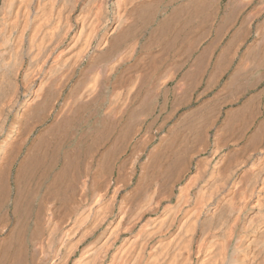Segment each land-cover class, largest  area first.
Here are the masks:
<instances>
[{"label":"bare ground","instance_id":"1","mask_svg":"<svg viewBox=\"0 0 264 264\" xmlns=\"http://www.w3.org/2000/svg\"><path fill=\"white\" fill-rule=\"evenodd\" d=\"M245 1L229 0L219 18L216 41L230 36L220 51L222 70L236 63L247 36L246 26L237 28ZM219 2L0 0V264H264L259 96L223 120L218 101L213 111L196 107L167 130L165 123L153 127L158 108L179 97L169 87L179 77L174 64L163 70L169 52L193 56L206 41L192 76L208 70L218 46L211 44L215 35L209 40V19ZM205 3L213 9L206 17ZM258 42L240 54L224 85L231 105L242 98L247 67L260 65ZM253 111L263 115L258 123ZM208 148V161H216L210 172L202 170L204 158L190 173ZM251 151L260 155L254 169L252 162L247 168Z\"/></svg>","mask_w":264,"mask_h":264},{"label":"rangeland","instance_id":"2","mask_svg":"<svg viewBox=\"0 0 264 264\" xmlns=\"http://www.w3.org/2000/svg\"><path fill=\"white\" fill-rule=\"evenodd\" d=\"M184 1H186V0H179V4H181L182 2H184ZM229 0H220V2H219V4L220 5H218V7L219 8H217V11H216V14L213 16V15H211V20L209 19V21L211 22L212 21V17H214V21H213V24H212V26H211V31H214V32H212V38H210L209 40H212L215 36H216V31H218L219 30V32L220 31H222V29H223V27H224V23H222L223 21H221L220 19H221V17L223 16L224 17V15L226 14L225 13V9H226V4H227V2H228ZM253 1V2H252ZM207 2V1H206ZM250 2V3H249ZM249 2H246L245 1V5H244V3H243V6H242V16H241V19H240V21H239V23L237 24V28L240 26V27H243L244 28V26H246L247 27V29H248V31H247V36H245V41H246V43H245V41H244V39H243V41L244 42H242L241 40H238V39H235L236 41H237V43H238V41H241L242 42V44H241V42H239L238 44H241L240 45V52H239V56H240V54H241V56H243V54L247 51V49L249 48V46H252V44H254L257 40L260 42H258V44H260V45H258L259 47H258V61H259V63H260V65L256 68V67H251V68H248L247 67V69H246V73H245V75H243L242 77H241V79H240V83H239V87L242 85L241 83L243 82V84L245 85V86H242V88L240 87L239 89H240V91H241V93H242V98L238 101V102H236L235 104H233V105H231L230 103H228V98H229V94H226L225 95V93H228V92H226V91H228L227 89H228V87H227V85H226V88H225V83H226V81L228 80V79H230V76H231V74H232V72L234 71V69L238 66V64H239V62H240V58H241V56L239 57L238 56V59H237V61H236V63L235 64H233V66L232 67H229V68H227V69H221L222 67H220V65H219V62L220 61H222V60H220V57L223 55L224 56V54H222V53H220V51L221 52H223V46H225L226 45V43H227V41L229 40V38H230V36L229 35H227V36H225L226 37V39H225V37L223 38L224 40L222 41H220V43L218 42L219 40H218V38H217V36H216V38H214L215 39V41L216 40H218V41H214L213 43H211L212 44V46H213V48H215V46L216 45H214V44H217L218 46L216 47V49L214 50V51H212V54L214 55L213 57H212V60H211V63H210V66L208 67V70L202 75V78H199V77H196V78H198V79H196V80H198V81H196L194 78H195V76H196V74H197V71H195L196 69H198V68H196L197 66V64H198V60H199V58H200V56L203 54H200L201 53V51L199 50V48L203 51L204 50V47H206V45H207V43H206V41H201L200 43H199V45H198V49H197V51H195L193 54V56H191V53H189V52H187L186 50H182L183 51V53H182V51L181 50H177V52H175V53H172L173 51H171V53L169 52V59H167V62L165 63V65H164V67H163V70L165 71V69L166 70H170V69H172L173 70V68L175 69V70H177L176 71V76L175 77H177V76H179V77H177L174 81H172L170 84H169V87L172 89V92H175V94H176V91H175V88L177 89V92L179 93V97L180 98H182V99H180V100H182V102H178L179 100L177 99V98H179V97H176L177 95H171V96H169L168 97V102H166L165 103V109L163 110V111H161V113H160V108H158V110H157V112H155L154 113V115L153 116H155V115H160V117H159V122H157L153 127L154 128H156V126L158 125V124H162V123H165V127L166 128H164L165 130H167L168 129V127L169 126H172L173 125V122H175V120H177L179 117H181V116H183L184 114H186V113H188V112H193L194 111V109H195V112H197L199 109H203V111H204V113H207V112H210V111H213L212 109H216V108H218L217 107V105L219 104L218 103V101L222 104L221 105V108H220V105H219V108L218 109H220V114L218 115L219 116V119H221V120H223L225 117H227L228 116V114L226 115V113L228 112H230L232 109H237L238 107H240V106H242V104L245 102V101H248V100H250V98H253V96H255V98L257 97L256 95H258L259 97H258V99L260 100L259 102H260V106H262L263 107V105H264V49L263 48H260V46L261 47H264V41H263V43L261 42L262 41V39L264 40V0H249ZM208 3H205L204 4V11H205V14H204V16L206 17L207 15H208V13H207V10H209V12L211 11V9L209 8V6L207 5ZM258 4V5H257ZM258 6V7H257ZM221 8V10H219ZM257 9V10H256ZM213 10V9H212ZM219 11H220V13H219ZM224 11V12H223ZM256 11V12H255ZM258 11V12H257ZM225 13V14H224ZM252 13L255 15V18H254V16L252 15ZM211 14V13H210ZM218 14H220L219 16H218ZM224 14V15H223ZM256 14H258V15H256ZM248 15H249V17L251 18V20H250V18H248ZM250 15H252V17L250 16ZM222 17V18H223ZM247 17V18H246ZM220 18V19H219ZM254 18V19H253ZM218 19V20H217ZM247 20H249V24L248 23H246L247 22ZM209 22V23H210ZM225 22V21H224ZM251 22V23H250ZM220 23V24H219ZM245 24L246 23V25H243V24ZM248 24V25H247ZM210 25H211V23H210ZM209 25V26H210ZM242 25V26H241ZM263 25V26H262ZM260 26L262 27V29L260 28ZM246 27L244 28V29H246ZM249 27H250V29H249ZM259 30H258V29ZM215 29H217V30H215ZM246 29V30H247ZM252 32H251V31ZM261 30V31H260ZM250 31V32H249ZM260 31V32H259ZM263 31V32H262ZM258 32V33H257ZM262 32V33H261ZM260 33V34H259ZM262 34V35H261ZM213 35H215V36H213ZM258 38H257V37ZM263 36V37H262ZM248 39H247V38ZM256 39V40H255ZM227 40V41H226ZM254 40V41H253ZM213 41V40H212ZM223 42V43H222ZM219 43V44H218ZM235 43V42H234ZM180 44H181V42H180ZM188 44V41H182V45H187ZM245 44V45H244ZM263 44V45H262ZM223 45V46H222ZM244 46V47H243ZM218 48V49H217ZM220 48V49H219ZM247 48V49H246ZM218 50V51H217ZM181 51V52H180ZM186 51V52H185ZM184 52L186 53V54H184ZM218 52H219V54H218ZM260 52V53H259ZM181 53L183 54V56L181 55ZM174 54V55H173ZM183 57H181L180 55ZM187 54H188V57H189V59H188V57H187ZM173 55V56H172ZM179 56V57H177V56ZM190 55V56H189ZM200 55V56H199ZM217 55H220L219 57H217ZM262 56V57H261ZM184 57H186V59L184 58ZM193 59H192V58ZM195 57H196V59H195ZM197 57H199V58H197ZM218 59H217V58ZM179 58V59H178ZM181 58V59H180ZM222 58V57H221ZM176 59V60H175ZM183 59H185L184 61H182ZM182 61V65H184L183 66V68H182V66H181V61ZM190 60V61H189ZM193 60V61H192ZM195 60H197V61H195ZM218 60H220V61H218ZM177 61V62H176ZM186 61V62H185ZM245 61H246V58H245ZM261 61H262V63H261ZM170 62V64H171V66H170V64L168 65V63ZM185 62V63H184ZM197 62V63H196ZM218 62V63H217ZM247 62V64L248 65H250V63L252 62V58L250 57V60L248 59V61H246ZM176 63V64H175ZM191 63V64H190ZM214 63H216L217 65H219V66H217L216 64L214 65ZM174 64V65H173ZM193 64V65H192ZM212 64V65H211ZM167 65V66H166ZM174 67H173V66ZM214 65V66H213ZM236 65V66H235ZM195 66V67H194ZM219 67V71L221 72H219V71H217V73H218V76L217 77H219L220 76V78L218 79L215 75L213 76V74L214 73H216V71L214 72H212V70H216L217 69V67ZM169 67V68H168ZM170 67H173V68H170ZM193 69L194 68V70H192V72H191V70H189V69H191V68ZM216 67V68H215ZM244 67V66H243ZM178 68V69H177ZM181 68V69H180ZM189 68V69H188ZM196 68V69H195ZM211 68V69H210ZM188 69V70H187ZM228 69H230V70H228ZM254 69H256V70H254ZM180 70V71H179ZM227 70V71H226ZM254 70V71H253ZM189 71V73L190 74H188V73H186V72H188ZM194 71H195V74H194ZM232 71V72H231ZM225 72H226V74H225ZM249 72V73H248ZM250 72H253V73H250ZM184 73V74H183ZM199 73V72H198ZM213 73V74H212ZM187 74V76H185ZM195 75V76H192V75ZM222 74V75H221ZM249 74V76H247ZM217 75V74H216ZM185 76V77H184ZM198 76V75H197ZM211 76H213V77H216L217 79H218V81L217 80H215L216 78H214V81H211V79H213V77H211ZM222 76V77H221ZM245 76H247L248 78H246ZM180 77H181V79H180ZM186 77L188 78V81L186 80ZM190 77H193L191 80H192V82L190 81ZM211 77V78H210ZM246 78V79H245ZM182 79H184V80H182ZM200 79V80H199ZM245 79V80H244ZM176 80H182L181 82L183 83H181V86L179 85V86H177V84H178V82L176 81ZM209 80L212 82V83H210L209 82ZM184 81H186L185 83H184ZM189 81H190V83H189ZM195 81H196V84H192L191 85V83H195ZM218 82V83H216V82ZM229 81V80H228ZM228 81H227V83H228ZM188 82V83H187ZM245 82H247L246 84H245ZM177 83V84H176ZM241 84V85H240ZM175 85V86H174ZM183 85H185L184 87H183ZM186 86H187V88H186ZM254 86V87H253ZM181 87V88H180ZM183 87V88H182ZM190 89V90H189ZM225 90V92H224V90ZM244 89L246 90V91H244ZM121 90V89H120ZM122 90H125V89H122ZM222 92H221V91ZM185 91H187L185 94H184V92ZM261 91H263L262 93H260ZM180 92H182V93H180ZM221 94H220V93ZM177 93V94H178ZM220 95H222V96H220ZM245 93V94H244ZM181 94V95H180ZM184 94V95H183ZM260 94V95H259ZM187 95H189V96H187ZM217 95V96H216ZM252 95V96H251ZM174 96H175V100H174ZM182 96V97H181ZM219 96V97H218ZM251 96V97H250ZM189 98L190 97V99H186V98ZM171 98V99H170ZM214 98H216V99H214ZM221 98H224V99H221ZM248 98V99H247ZM171 100V101H170ZM178 100V101H177ZM186 100H190V101H186ZM225 101V103H226V101H227V103L224 105V101ZM257 100V99H256ZM173 101V102H172ZM175 101V102H174ZM185 101L186 102H189V103H185ZM244 101V102H243ZM258 101V100H257ZM257 101L255 102L256 104H258L257 103ZM205 102V103H204ZM243 102V103H242ZM172 103L174 104V105H172ZM184 103V104H183ZM208 105H207V104ZM217 104L216 106H215V108L214 107H212V104H213V106L215 105V104ZM169 104V105H168ZM176 104H180V105H178L179 107H176V108H178L177 110H175V106H177ZM186 104V105H185ZM203 104V105H202ZM206 106H205V105ZM204 106V107H203ZM196 107L198 108L199 107V109H196ZM208 108H209V110H208ZM193 109V110H192ZM175 110V111H174ZM229 110V111H228ZM256 110H258V109H256ZM175 112V113H174ZM223 112V113H222ZM226 112V113H225ZM254 112H256V111H253V114H254V116L256 117V115H255V113ZM258 112V111H257ZM260 113V112H259ZM258 113V114H259ZM250 114H252V113H250ZM261 114V113H260ZM153 116L152 117H150L149 119H148V121H147V123H145L144 124V126H143V131L141 130V135H143L144 133H145V131H146V127H147V125L150 123V121H152V119H153ZM221 116L223 117V118H221ZM251 118V116H252V119H253V115H247V119L248 120H252V119H249V117ZM171 117V118H170ZM163 118V119H162ZM175 118V119H174ZM263 118V115H257V118H254V120H255V122H257L258 123V120H261ZM165 120H166V122H165ZM221 120H220V122H219V125L221 124ZM39 129L40 128H38L36 131L38 132L39 131ZM145 130V131H144ZM35 131V133H37ZM212 134H214V131L212 132ZM213 142V139H212V137L210 138V142ZM72 146V142L70 141V139H68V140H66V143H65V145H64V148L65 149H69L70 147ZM133 146H131V147H128L127 149H126V151H124V153L120 156V159H121V161L123 160L124 161V159H128L129 158V156L131 155V152L133 151ZM224 148H226L225 149V151L226 152H229V150L230 149H227L228 147H224ZM210 149V150H209ZM208 151L207 152H203V153H201L200 155H198L197 157L195 156V160L193 161V163H192V165L190 166V173L192 172V173H195L196 171H197V169L196 168H198L199 167V165H200V163L202 162V160H204V158H205V160H204V167H205V169H202V170H204V171H206L207 173H209L210 172V170H211V168L215 165V160H210V162L208 161L209 159L208 158H210V154H211V148H208L207 149ZM261 152H263L264 153V150L263 151H261ZM251 153L252 154H255V156H254V158H253V160H250V162L248 163V165H247V168L249 167L250 168V166L252 165V163H254L253 165H252V169H254L253 167H254V165H255V167L257 166V164H258V157L260 156H258V154L256 153V152H252L251 151ZM201 156V157H200ZM208 156V157H207ZM128 157V158H127ZM207 157V158H206ZM257 159H256V158ZM200 158V159H199ZM201 158H203V159H201ZM199 159V160H198ZM208 161V164L206 165V163H207V161ZM198 161V163H199V165H198V163H196ZM255 161V162H254ZM252 162V163H251ZM257 162V163H256ZM203 163V162H202ZM201 166H202V164L200 165V167L199 168H201ZM202 166V167H203ZM135 184V181L133 182V184L132 185H134ZM130 189V190H129ZM128 190L129 191H131V188H129ZM160 214V213H159ZM159 215H152V217H158ZM71 220L72 219H70V220H68L67 222H66V224L67 223H69V222H71ZM102 230H100V232H101ZM99 232V233H100ZM98 233V234H99ZM97 234V235H98ZM93 241V239L92 238H90V239H88L87 240V242H85L84 243V245L83 246H86V245H88L89 243H91ZM82 246V247H83ZM78 257H79V253H78V255H77Z\"/></svg>","mask_w":264,"mask_h":264}]
</instances>
